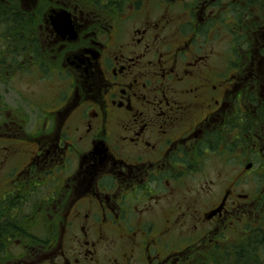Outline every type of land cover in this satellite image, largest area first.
<instances>
[{
	"label": "flooded vegetation",
	"instance_id": "af4514ba",
	"mask_svg": "<svg viewBox=\"0 0 264 264\" xmlns=\"http://www.w3.org/2000/svg\"><path fill=\"white\" fill-rule=\"evenodd\" d=\"M250 1L0 0L27 18L0 42L1 79L58 91L0 100V207L26 217L0 264H222L264 229V19ZM234 155L250 157L242 173L195 183Z\"/></svg>",
	"mask_w": 264,
	"mask_h": 264
},
{
	"label": "rangeland",
	"instance_id": "374dc122",
	"mask_svg": "<svg viewBox=\"0 0 264 264\" xmlns=\"http://www.w3.org/2000/svg\"><path fill=\"white\" fill-rule=\"evenodd\" d=\"M147 1H145V5H147ZM249 12H250V20H263L264 19V0H253L249 4ZM226 40L227 37H225L224 32L223 35H221L219 41H214L216 48L218 49V54H222L221 51H224L226 48ZM220 62V59H218ZM38 75H35L34 77H29L25 79H15V80H7L8 82H4L1 79L0 76V100H2V103L5 105H8V107H15V106H27V101H24L23 98L20 96V94H25L28 96V98L33 100H40L43 101L44 99L49 101L50 98H52L55 94H57V85L50 81V79L46 80H40L37 79ZM29 87V88H28ZM31 91H30V90ZM34 95L33 98L29 96V94ZM250 157H245L244 155H234L233 158V165L232 168L226 167L223 163H219V158L217 156H213L212 158H209V161L207 164L203 166L201 169V172L196 177V184H203L205 181L214 180L215 187H222L225 185L227 181V176L232 175L236 176L239 173H242L244 171V165L249 161ZM249 177L253 178L255 182L257 183V177L258 172L257 170H253L249 173ZM190 183V186H193L195 184L193 181ZM254 182V183H255ZM3 185L0 181V196L1 191L3 190ZM243 189H246L247 187L243 185ZM252 217H250L248 220H250ZM234 236L233 238H235ZM116 239V238H115ZM116 247L118 250H123V242L120 244L117 243ZM262 257H264V254H262ZM200 260L203 261L202 256L200 257ZM199 260V261H200ZM199 261L197 263H199ZM195 263V262H193ZM195 263V264H197ZM203 264V263H202ZM225 264H229V260H226Z\"/></svg>",
	"mask_w": 264,
	"mask_h": 264
},
{
	"label": "trees",
	"instance_id": "16d2710c",
	"mask_svg": "<svg viewBox=\"0 0 264 264\" xmlns=\"http://www.w3.org/2000/svg\"><path fill=\"white\" fill-rule=\"evenodd\" d=\"M98 1V0H97ZM113 1V0H110ZM117 1V0H116ZM124 1V0H121ZM253 1V0H252ZM250 1V2H252ZM4 5L0 3V42L6 38L9 33L10 36L18 37L19 30L24 28L27 18L17 10L11 11L4 9ZM11 38V37H10ZM5 55V54H2ZM18 54H10L12 57H17ZM26 223V217L14 215L12 213H6L3 208L0 207V255L14 257L16 251H21L20 248L14 246L16 239L20 236L26 235L24 232L19 231V228ZM248 229V227H246ZM250 230V229H249ZM22 235H19L17 232ZM16 232V233H15ZM249 236L238 241L239 246H234V251L230 253L226 252V256L232 255V260L229 264H264V229H251ZM16 253V254H15ZM226 257H223L225 259ZM220 260V259H219ZM0 263H2L0 261ZM226 261L222 264H225ZM216 264H219L216 263Z\"/></svg>",
	"mask_w": 264,
	"mask_h": 264
},
{
	"label": "water",
	"instance_id": "95a60500",
	"mask_svg": "<svg viewBox=\"0 0 264 264\" xmlns=\"http://www.w3.org/2000/svg\"><path fill=\"white\" fill-rule=\"evenodd\" d=\"M53 19H56V23H55V27L57 29L58 32L64 31L67 28V15L65 13V11H62L60 13H58ZM250 166L248 165L247 168H249Z\"/></svg>",
	"mask_w": 264,
	"mask_h": 264
}]
</instances>
